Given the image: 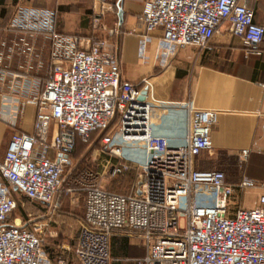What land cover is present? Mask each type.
<instances>
[{
  "label": "built area",
  "instance_id": "obj_1",
  "mask_svg": "<svg viewBox=\"0 0 264 264\" xmlns=\"http://www.w3.org/2000/svg\"><path fill=\"white\" fill-rule=\"evenodd\" d=\"M139 19L143 39L160 29L168 44L202 49L226 23L242 40L245 56L261 53L264 26L254 22L245 0H146ZM8 29L45 34L52 48L44 89L30 100L36 107L33 132H14L0 158V264H51L39 224L10 219L16 207L11 191L31 202L52 203L77 141L88 142L94 132H104L101 143L116 162L107 159L100 173L85 170L72 178L73 190L84 199L73 248L78 264H110L117 231L140 236L146 249L142 264H264V194L251 208H232L236 189L264 182L244 179L233 185L222 171L195 165L197 156L212 148L216 110L187 102L184 141L173 144L153 129L152 102L139 99L141 84L121 80L107 39L57 34L54 12L47 9L18 7ZM247 154L241 150L240 158ZM129 170L134 180L127 193L100 183ZM56 264L68 262L59 258Z\"/></svg>",
  "mask_w": 264,
  "mask_h": 264
},
{
  "label": "crops",
  "instance_id": "obj_2",
  "mask_svg": "<svg viewBox=\"0 0 264 264\" xmlns=\"http://www.w3.org/2000/svg\"><path fill=\"white\" fill-rule=\"evenodd\" d=\"M145 2L0 0V158L14 132H33L36 107L30 100L43 91L51 69L50 38L41 33L10 30L8 24L18 7L47 9L54 12L57 34L78 35L87 41L104 38L114 45L121 80L141 84L146 100L152 102L153 129L169 136L173 144L184 141L187 102L194 108L218 112L211 129L212 148L197 156L196 168L220 170L233 185L244 179L263 184L264 37L261 53L249 56L244 55L242 40L230 32L226 23L217 27L206 49L168 44L161 38L160 29L143 39L139 17ZM245 4L253 10L254 22L264 26V0H245ZM243 149L248 154L240 158ZM109 160L116 162L112 157ZM219 161H239L241 165L234 177L227 178L225 171L218 169ZM126 172L132 174L133 170ZM75 174H66L67 181L62 182L52 203L33 202L43 209L34 212L32 221L56 228L59 234L62 253L50 259L51 264L59 258L77 264L73 248L83 221L84 199L82 192L73 190ZM236 190L234 195L247 191L255 196L254 206L264 194L260 185ZM240 200L232 204L233 209L243 207ZM51 231L58 235L55 229ZM145 253L137 234L117 231L111 237L110 264H142Z\"/></svg>",
  "mask_w": 264,
  "mask_h": 264
},
{
  "label": "rangeland",
  "instance_id": "obj_3",
  "mask_svg": "<svg viewBox=\"0 0 264 264\" xmlns=\"http://www.w3.org/2000/svg\"><path fill=\"white\" fill-rule=\"evenodd\" d=\"M103 133L104 132H94L90 136L88 142L78 141L76 143L75 149L71 155L72 165L70 168L72 169L70 170L69 168L64 171L62 176L63 178L62 182L67 181V180L64 181V179H66L65 177L68 172L79 174L80 172L89 170V171H93L94 173H100V171L102 170L101 165L104 164L105 160L109 159V154L105 151L101 143V137ZM129 146H131V144H129ZM142 154H143L142 150L137 151L135 155L138 158V160L142 159ZM219 162L220 163L218 169H222L223 171H225L227 178L234 177L241 165L239 161L230 162V163L224 161L222 162L219 161ZM133 177H134V171L132 174H130L129 172H125L113 178L102 177L100 178L101 179L100 183L102 186L113 192L127 193L130 191V184H131V180H133ZM11 194L16 202V207L12 212L11 219L19 218L23 222L28 218L36 217L34 214L36 210L43 209L41 205L30 202L28 199H26L24 196H22L16 191L12 190ZM239 194L240 193L234 195L235 196L233 200L234 205H235V201L241 198L240 205L246 208H251L254 201L256 200V197L253 195H249L247 191L243 192L241 195ZM39 226L41 227L42 234L44 237V243H43L44 252L46 253L47 250H49L52 255L59 256L62 253V249L61 247H58L59 234L57 229L51 226L44 227L42 224H39ZM51 228L55 229L58 235L55 236L52 233L53 231H51ZM73 231L75 233L77 230H73Z\"/></svg>",
  "mask_w": 264,
  "mask_h": 264
},
{
  "label": "trees",
  "instance_id": "obj_4",
  "mask_svg": "<svg viewBox=\"0 0 264 264\" xmlns=\"http://www.w3.org/2000/svg\"><path fill=\"white\" fill-rule=\"evenodd\" d=\"M11 215H12V214H11ZM11 215H10V219H11ZM46 255H47V257L49 258V260L55 258V255H52V254L50 253L49 250H47ZM76 262H77V261H76ZM77 264H78V263H77Z\"/></svg>",
  "mask_w": 264,
  "mask_h": 264
},
{
  "label": "water",
  "instance_id": "obj_5",
  "mask_svg": "<svg viewBox=\"0 0 264 264\" xmlns=\"http://www.w3.org/2000/svg\"><path fill=\"white\" fill-rule=\"evenodd\" d=\"M145 93H146L145 91H142L140 96H139V99L143 100L145 98Z\"/></svg>",
  "mask_w": 264,
  "mask_h": 264
}]
</instances>
